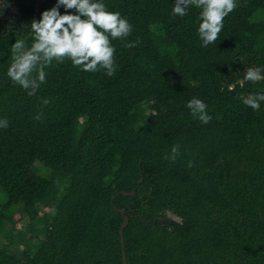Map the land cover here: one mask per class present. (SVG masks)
<instances>
[{
    "label": "trees",
    "instance_id": "obj_1",
    "mask_svg": "<svg viewBox=\"0 0 264 264\" xmlns=\"http://www.w3.org/2000/svg\"><path fill=\"white\" fill-rule=\"evenodd\" d=\"M99 2L132 27L110 37L114 75L53 61L29 96L7 70L38 0H0V264H125V215L128 264H264V101L241 99L264 94L244 79L264 75V0H235L208 46L194 5Z\"/></svg>",
    "mask_w": 264,
    "mask_h": 264
},
{
    "label": "clouds",
    "instance_id": "obj_2",
    "mask_svg": "<svg viewBox=\"0 0 264 264\" xmlns=\"http://www.w3.org/2000/svg\"><path fill=\"white\" fill-rule=\"evenodd\" d=\"M202 9L198 27V35L203 46L214 43L223 28L224 18L231 13L237 4L235 0H175L173 14L183 17L189 6ZM63 6L65 13L59 9ZM68 10H74L70 12ZM132 31L126 18L119 12H110L99 0H56L50 10L41 13L39 21L31 22L33 42L28 46L24 39L16 40L11 46L12 62L7 70V76L23 89L29 90L28 95L36 93L40 85L46 82L45 69L53 61L63 63L70 59L74 67L85 72L106 70L108 76L114 75L115 49L111 39L126 38ZM134 47L135 44H127ZM244 79L253 83L264 80L260 68L251 67L245 70ZM243 103L253 110H259L264 94H249L241 97ZM49 100H42L46 106ZM194 117L203 124L211 121L207 105L200 99L193 98L187 103ZM40 119L38 115L35 117ZM0 127L7 128L8 121L0 120ZM179 145L171 149V154L165 158L175 161ZM191 167V164H189Z\"/></svg>",
    "mask_w": 264,
    "mask_h": 264
},
{
    "label": "water",
    "instance_id": "obj_3",
    "mask_svg": "<svg viewBox=\"0 0 264 264\" xmlns=\"http://www.w3.org/2000/svg\"><path fill=\"white\" fill-rule=\"evenodd\" d=\"M43 2H44V0H38V10H37V13H36V20L37 21L40 20V15H41V12H42ZM122 194L133 195V194H135V191H133V192L123 191ZM116 196L117 195H115L114 198ZM118 210L125 215V211L124 210H122V209H118ZM128 224H129V217L127 215H125L124 216V223H123L121 231H120L121 238H122V244H123V257H124L125 264H128V260H127V255H126V251H125L124 229L127 227Z\"/></svg>",
    "mask_w": 264,
    "mask_h": 264
},
{
    "label": "rangeland",
    "instance_id": "obj_4",
    "mask_svg": "<svg viewBox=\"0 0 264 264\" xmlns=\"http://www.w3.org/2000/svg\"><path fill=\"white\" fill-rule=\"evenodd\" d=\"M34 171L37 172V173H39V172L46 173L45 171H43V165L40 164V163H37L34 166Z\"/></svg>",
    "mask_w": 264,
    "mask_h": 264
}]
</instances>
